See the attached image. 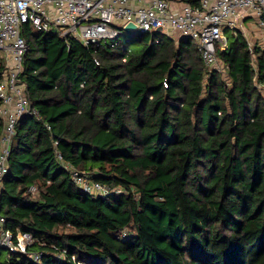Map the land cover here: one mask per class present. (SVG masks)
Instances as JSON below:
<instances>
[{
  "label": "trees",
  "instance_id": "trees-1",
  "mask_svg": "<svg viewBox=\"0 0 264 264\" xmlns=\"http://www.w3.org/2000/svg\"><path fill=\"white\" fill-rule=\"evenodd\" d=\"M30 34L37 114L15 126L0 214L40 257L3 264H264V49L231 33L224 75L187 37ZM65 165L119 192L87 194Z\"/></svg>",
  "mask_w": 264,
  "mask_h": 264
},
{
  "label": "built area",
  "instance_id": "built-area-1",
  "mask_svg": "<svg viewBox=\"0 0 264 264\" xmlns=\"http://www.w3.org/2000/svg\"><path fill=\"white\" fill-rule=\"evenodd\" d=\"M255 18L264 29V0H199L196 6L184 3L173 9L168 0H0V60L4 71L0 80V188L8 171L7 157L15 126L26 114L37 113L31 108L20 82L23 56L27 44L23 26H34L35 33H56L60 38L97 42L115 38L127 23H133L136 33H155L162 29L171 37L190 38L208 70L221 71L216 50L227 48L225 33L241 31L244 21ZM174 38V37H171ZM251 48V46L249 45ZM219 62V63H218ZM97 63V62H96ZM72 182L92 196H105L118 189H109L69 165ZM29 191L34 193L35 187ZM33 238L28 232H13L5 226L0 214V253L28 256L38 261L40 254L30 250ZM0 264H3L0 259Z\"/></svg>",
  "mask_w": 264,
  "mask_h": 264
},
{
  "label": "crops",
  "instance_id": "crops-1",
  "mask_svg": "<svg viewBox=\"0 0 264 264\" xmlns=\"http://www.w3.org/2000/svg\"><path fill=\"white\" fill-rule=\"evenodd\" d=\"M168 2L170 7H172L173 9L180 8L184 4V2H181L179 0H168ZM240 32L243 34L249 45L251 44V41H253L254 46L264 49V29L260 28L251 17L244 21ZM221 68L222 70L219 72L224 73L222 64Z\"/></svg>",
  "mask_w": 264,
  "mask_h": 264
},
{
  "label": "rangeland",
  "instance_id": "rangeland-1",
  "mask_svg": "<svg viewBox=\"0 0 264 264\" xmlns=\"http://www.w3.org/2000/svg\"><path fill=\"white\" fill-rule=\"evenodd\" d=\"M253 19V21L256 23V19L255 18H252ZM251 20V19H250ZM252 21V20H251ZM31 27H30V32H31V34L30 35H32V34H34L35 33V28H34V26H32V25H30ZM170 34L172 35L171 37H174L175 39H178L179 37H178V34L177 33H174V32H170ZM231 34V32L229 31V30H227L226 31V33H225V37L227 38L229 35ZM165 36V37H169V35L166 33V32H164L163 34H162V36ZM163 36V37H164ZM113 39V38H112ZM111 38H104V40H107V41H109V40H112ZM83 40H84V38H83ZM81 41L82 43H84V41ZM250 46H251V48H253V46H254V42L253 41H251V44H250ZM219 63V62H218ZM224 74V73H223ZM8 257V252L6 251V250H2L1 251V253H0V259H1V261H3V260H5L6 258Z\"/></svg>",
  "mask_w": 264,
  "mask_h": 264
},
{
  "label": "water",
  "instance_id": "water-1",
  "mask_svg": "<svg viewBox=\"0 0 264 264\" xmlns=\"http://www.w3.org/2000/svg\"><path fill=\"white\" fill-rule=\"evenodd\" d=\"M134 29H135V25H134L133 23H127V24H125L124 27H123V30H124V31H127V32L133 31ZM155 32H156L157 34H160V33H162V29H161V28H157V29L155 30Z\"/></svg>",
  "mask_w": 264,
  "mask_h": 264
}]
</instances>
